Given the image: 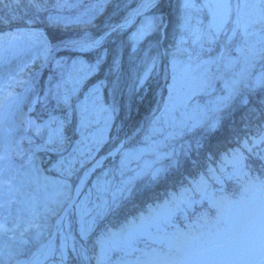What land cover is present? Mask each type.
<instances>
[{
    "label": "trees",
    "instance_id": "16d2710c",
    "mask_svg": "<svg viewBox=\"0 0 264 264\" xmlns=\"http://www.w3.org/2000/svg\"><path fill=\"white\" fill-rule=\"evenodd\" d=\"M145 1L101 0L99 5L102 8L100 11H95L97 14L95 19L89 15H80L79 19L72 17L73 15L66 17L74 18L71 21H78L74 23L78 24L75 27L82 24H98L94 29L96 33L91 36V39H96L107 30L124 23L134 14L135 9L143 6ZM182 1L175 0L173 3L171 0H160L158 5L144 18L139 19L131 29L109 36L102 47L92 52L63 51L59 53L50 68L45 69L36 77V81L40 83L36 82L38 86L36 90L39 89L43 100L45 98L41 104H45L46 100L49 103L46 112L62 117L76 114L77 119L80 120L82 118L79 106L82 105L86 111L88 110L87 113L100 114V122H105V125H107L108 119L111 121V139L115 143L123 138L124 132L130 126H132V130L128 133L132 132L133 134L138 131L134 129L133 123L144 125L143 129L120 152L116 162L111 165L112 167L99 174L101 181L109 179L113 181L112 184L116 182V187H113L112 191L114 195H105L104 198L89 202L84 208L81 207V201L85 196L86 200L98 196L97 176H95L90 180L76 204L74 218L69 216L66 220L69 230L64 229L63 231L64 235L68 231L70 238L71 230H75L76 235L80 232L83 215H86V210L89 208L90 218L85 219L84 222L92 224L95 221V223L90 235L83 242L81 241L87 244L89 249L92 248V244L105 228L122 223L125 216L130 218V214L139 215L146 212L150 204H154L153 206L162 205L168 197L179 194L183 188L170 181L171 176L175 173L188 172L180 177L184 181L190 179L197 181V178L201 179V177L206 179L209 177L208 170L214 169L215 166L217 169L221 160L229 157L233 150L244 152L246 155L244 163L248 168L255 169L258 166L254 155L243 148V142L247 140L251 146V141L256 139L258 132L264 131V87L257 86L255 83L261 75H264L263 64L256 70V64L252 59L247 61L242 59L235 64L238 66L236 78H239L235 91L231 90L225 79L219 80L213 90L207 88L201 92L202 95L196 103V108L194 105L186 107L182 104L173 107L169 104L168 85L171 79L163 84L162 74L166 66V59L171 58L170 55H165V51L172 52L182 34L180 29ZM51 20L58 21L57 18ZM161 20L163 24L160 27H155ZM166 22L168 25L165 31L166 36L163 39L162 31ZM142 27L144 33L139 35V30ZM79 35L81 36V34ZM141 35H144L143 38L140 37ZM55 38L57 39L56 45L61 48L69 43L66 39H59L56 36ZM86 39L89 38H83V41ZM206 55L207 53L204 54V56ZM153 61H155L154 67L152 66ZM56 65H58L57 68ZM52 66L55 67L52 68ZM160 89H162L161 93ZM53 93H58L61 100L58 101L52 95ZM63 97H67L66 103L62 102ZM209 106H211L209 109L211 119L204 121L202 118H205V107ZM216 106L218 110L212 111V107ZM36 110H39V107ZM154 110L155 113L152 114ZM218 111L220 113L215 117ZM38 114L40 111H36L34 116H38ZM194 115L198 117L189 122V117ZM179 117H182V120H179V127L176 128L177 130L180 128L176 137L173 136L174 132H169L173 142L168 147L159 148L158 138L152 137V133L158 132V128L165 126V123H173ZM104 119L105 121H103ZM183 121L187 123L185 127L180 126L185 124ZM107 136L109 137V135ZM182 143L187 145L184 150ZM106 149L111 150L107 146ZM98 150L97 154L86 160V163L79 156L75 158V155L71 156L72 151L58 155L54 159L50 157L51 160L45 161L47 166H45L44 173L51 182L60 185L61 191H64L69 197L66 199L65 207L72 198L73 187L78 182L82 171L104 152L102 149ZM178 151L181 153L178 154ZM144 154L146 155L144 160L150 162L149 167L147 164L140 163L130 171L123 169L126 168L125 162L128 157L136 159L140 157V160H143ZM66 155L69 157H64ZM39 157L41 158V156ZM77 158L78 160H76ZM162 159H165V162H160ZM81 160H83V167L78 171V177L73 180L70 177L74 170L72 166L76 165V162L80 163ZM152 162H156L154 166ZM163 163L171 164L165 174L155 175L156 178L149 175V173H156L157 168H160ZM121 169L126 173V176L116 178ZM130 192L131 199L125 196V199L121 201L122 207L118 209L119 206L114 204L116 200L113 197ZM93 194L94 196H92ZM52 207L58 208L55 205ZM63 209H58V215ZM47 232L49 231L47 230ZM64 235L60 238L58 236L57 239L60 241ZM78 238L80 239V236ZM70 239L75 244L72 237ZM13 246H16V252L17 246L22 248V245L15 244ZM26 253L27 251L23 254L14 253L16 255L12 254L11 259L16 260L24 257ZM56 260L60 261V259Z\"/></svg>",
    "mask_w": 264,
    "mask_h": 264
},
{
    "label": "snow or ice",
    "instance_id": "6c2138e0",
    "mask_svg": "<svg viewBox=\"0 0 264 264\" xmlns=\"http://www.w3.org/2000/svg\"><path fill=\"white\" fill-rule=\"evenodd\" d=\"M29 2L38 11L43 7L38 0ZM149 3L154 5L155 0ZM181 7L182 34L174 50L165 51L166 56H171L168 91L169 104L173 107L212 87L216 78L213 65L217 69L221 65L228 68L242 59L264 58V0H201L200 3L183 0ZM162 24L161 20L155 27ZM100 44V40L71 41L66 46L85 51ZM213 51L215 55L203 59L205 53ZM236 83L235 80L230 83L232 91ZM255 83L264 87V75ZM52 95L61 100L58 93ZM9 96L10 93L0 95V108L9 106ZM62 102L66 103L67 97ZM22 124L37 133L40 131V126L30 120ZM261 145H264V131L258 132L251 146L249 141L243 142V148L257 158L255 169L245 165L242 151L233 150L220 169L208 170L211 184L201 177L189 182L179 194L168 197L162 205H156L155 210L130 214L131 218L125 216L122 223L105 228L91 249L85 243L79 249L74 244L71 254L76 264H93V261L114 264L112 257L117 255L116 264H264V148ZM7 161V155L0 154V264H9L12 244L29 243L25 237L30 230L42 228L41 221L47 214L55 213L52 205L63 209L66 204V193L55 182L51 191L45 185L44 190L37 188L23 193L27 199L22 198V185L16 182L15 170ZM158 174L159 170L149 173ZM197 205L202 207L198 209ZM181 218L183 222L178 223ZM94 223L82 224V242L92 232ZM142 241L148 246L140 247ZM41 255L47 259L54 255V250H42ZM64 255L61 253L59 264H65Z\"/></svg>",
    "mask_w": 264,
    "mask_h": 264
},
{
    "label": "rangeland",
    "instance_id": "374dc122",
    "mask_svg": "<svg viewBox=\"0 0 264 264\" xmlns=\"http://www.w3.org/2000/svg\"><path fill=\"white\" fill-rule=\"evenodd\" d=\"M100 1L101 0H85V1L84 0H38V2L43 5L42 9L38 11L35 7L31 6L29 0H0V33H6L11 30H13L12 32H15L17 30H21L24 28L28 29L30 27H33L34 29H36L35 27H42L45 31L44 33L45 35L43 36L47 42L46 49H44L42 53H39L33 56L24 65V69L22 73V76H23L22 80L21 81L20 80L10 81L9 87H8V90L10 92L12 91L13 94L17 95L19 98H22L23 101L20 104V107L17 109L16 113L14 114V121L11 127L12 132L4 134L6 138L8 139L7 140L8 145L6 147L4 146L0 147V154L7 155L11 166L15 170V180L17 183L22 185V198L27 199L26 196H23V193H31L33 189L39 188L41 190H44L45 185H47V190L49 191H51L54 188L55 185L50 181V178L47 177L46 173H44L45 166H47L45 161L51 160L50 157L54 159L58 155L65 154L68 151H72L71 156L75 155L74 158L76 156H79V158L83 159L84 163H86L87 159L97 154V152L99 151L98 149H102L104 151L99 156V157H102L111 151V150H107L106 146L111 149L112 148L114 149L121 143H123L124 146H126L132 140V138H134L144 127L143 124L139 125L138 123L137 125L133 123L134 129H137V130L139 129V130L135 131V133L133 134L132 132L128 133L130 130H132V126H130L127 129V131L124 132L122 136L123 138L118 143L117 142L115 143L111 139L112 131L110 129L111 121L109 119H108L107 125H105V122L103 123L100 122L101 120L100 114L91 115L87 113L88 110L86 111L82 105L79 106L80 117L82 118L80 120L77 119L76 114L71 115V116L65 115L62 117L61 115H57V114L55 115V114L46 112V109L49 107V103L46 100L45 104H41L45 100V98L43 100L42 94L39 91V89H37L38 92L36 90V88H38V86L36 85V82L37 84H40L38 83V81H36V77L45 71V69H42V67L48 60L51 53L61 48V46L56 45L57 39L55 38V36L57 38L59 37V39H63V40L66 39L69 42L78 41V40L83 41V38H86V37L89 39H86L83 42H90V41L96 40V39H91L92 38L91 36L96 33L94 32L95 31L94 29L97 27L98 24H94V23H90L88 25L82 24V25L75 27L78 24H74V23L78 21L72 20L73 21L72 22L71 19H74V18L79 19L80 15H84V16L89 15L95 19L97 16L95 11L96 10L100 11L102 8L100 7L101 5H99ZM171 1L175 3L174 2L175 0H171ZM196 2L200 3L201 0H196ZM150 5L152 4L149 3V0H146L145 2H143V6H141V8L138 7L133 12L136 13ZM71 15H73L72 17L74 18L71 17L70 19H68L66 17V16H71ZM56 18L58 19L57 22H54L53 20H51V19L56 20ZM201 19H203V17H201ZM80 23H83V22H80ZM193 23H195V20H193ZM50 28H52L53 30ZM140 29L141 30H139V35L141 34V32L142 34L144 33L143 27ZM79 34H81V36ZM162 34H164L165 36V32ZM143 36L144 35H141L140 37L143 38ZM1 51L2 49L0 48V54H1ZM215 54H216L215 51L211 53H207L206 56H203V59H207L208 55H215ZM232 55L235 56L236 53L233 52ZM250 59H252V61L255 62L256 70L262 64L264 65V59L259 56L255 58H250ZM169 60H171V58L166 59V66L164 67V72L162 74L163 84L165 82L167 83L171 79V76H170L171 67H170V64L168 63ZM1 61H5V60L0 55V63H2ZM52 63L50 65H52ZM54 67L52 66V68ZM57 67L58 65H56V68ZM80 72L78 73V75L80 74ZM212 72L215 74V77H216L213 80L212 87H210L212 90L214 89L216 83L219 80L225 79L226 83L230 85V83L233 80L238 81L239 79V78H236L238 74V66L236 65L228 67V68H225L223 65H221L219 69H217V66L213 65ZM29 77L32 78L33 85L30 86V88L27 90L26 88L29 85L28 83ZM161 91L162 89H160V93ZM202 91L203 90H200L197 93H195L193 97L191 98V100L188 101L187 103H184L183 106L189 107L191 105H194V107L196 108V103L198 99H200L202 95L201 94ZM2 94L4 95L5 93H2ZM205 94L208 95V93H205ZM24 95L25 97H23ZM159 103H160V100H159ZM38 107H39V110H36L38 109ZM210 108L211 106L205 107V118H202L204 119V121L211 119V115L209 117V114L211 113V111L209 110ZM215 110L216 111L218 110L217 106L212 107V111H215ZM36 111H40V114H38V116H34ZM154 113H155V110L152 114ZM219 113L220 111H218V113L215 114V117ZM197 117L198 116L194 115L193 117H189L188 120L189 122H191L193 119H196ZM199 118L201 119V117ZM26 120H30L34 122L35 124L39 125L40 126L39 133L35 132L32 129L27 128L25 124H22V121H26ZM179 120H182V117L175 119L173 123H165V126L158 128V132L155 131L152 133L151 135L152 137L158 138V140L157 139L156 140L160 144L159 148L161 147L163 149L165 147H168V145H170L171 142H173L171 141L169 132L170 131L174 132L173 136L176 137L177 132L180 130V128L178 130L176 129L177 127H179L178 125ZM103 121H105V119ZM186 125L187 123L185 122V124L183 123L180 126L185 127ZM7 129L8 128L6 125L5 132H8ZM175 130L177 131L175 132ZM107 135H109V137ZM29 137L31 138L30 140H29ZM182 147H183L182 149L184 150V148H186L187 145H183L182 143ZM261 147L264 148V145H261ZM139 148L141 149V146ZM177 153L179 154L181 152L178 151ZM243 155H244V152H243ZM39 156H41V158ZM152 156H153V153H152ZM244 156L246 157V155ZM64 157H69V156L66 155ZM117 157L114 156L112 158L107 159L106 162L103 164V166L99 168L97 172L93 175L92 178L97 176L96 184L98 183V186H97L98 196L97 198H94V197H90L89 195L90 198H88V200H86V196H85L84 199L81 201L82 202L81 207L84 208L87 203L96 201L97 199H102L104 198L105 195H108V196L114 195L112 191L114 190L113 187H116L115 186L116 182L112 184L113 181L109 179H104L101 181L99 180V177L101 176L99 174H101V172L107 171V169L112 167L111 165L114 162H116ZM253 157L257 161L256 156L254 155ZM144 159H146L145 154L143 155V160H140V157L136 159L130 156L127 158V162H125L126 168H123V169L125 171H130L132 170V168H135L140 163L147 164L149 167L150 162ZM225 159L221 160V163L219 164V166H217V170L221 168ZM76 160H78V158ZM83 160H81L80 163L76 162V165L72 166L74 167V170H73V174L70 176L71 179L74 180L78 177L79 175L78 171L83 167V164H82ZM164 160L165 159H162L160 160V162ZM156 162H152L153 166L155 165ZM61 163L64 164L63 162ZM170 166L171 164L163 163L160 166V168H157V170H159L158 175L162 176L163 174H165ZM251 166L252 164L250 165V167ZM123 169L118 171L116 178L120 176H126V173L123 171ZM214 169H216V166L214 167ZM86 170L87 168L82 171V173L79 176V180L81 176L83 175L84 171ZM228 170H230V167ZM187 173H185V171L175 173L173 176H171L170 181L177 183L180 188L184 189L189 186V182H195L193 179H190L189 181L181 180L180 177ZM217 174H219V172H217ZM154 178H156V176H154ZM197 179L200 180L199 178ZM79 180L76 183L75 187H73V194L75 193L76 186L79 183ZM206 180H208L210 184L212 183L210 177H207ZM225 187H227V185H225ZM129 194H131V192L122 193L120 195L113 197L114 200H116L114 204L115 205L118 204L119 206L118 209L122 207L121 201L125 199L124 198L125 196L131 199ZM173 195H176V194H173ZM92 196H94V194ZM68 198L69 197L66 195V199ZM153 205L154 204H150L147 207V209L153 208ZM201 207L202 206L197 205V208H201ZM58 209L59 207L55 208V213L47 214L46 219L44 221H41V223L43 224L42 228L30 230V232L25 237L26 239H29V243L22 245V248L17 246L18 253L23 254L27 251L26 256H24L23 258H29L28 256H30L34 250H37L41 245H44V243H47L50 240L49 237L52 235L56 227V221L59 218ZM88 210L89 208H87L86 210V213L88 214H86L85 216L83 215L84 219H82V216H81L83 223L85 219L90 218ZM69 215L71 218H73L75 213L72 211ZM55 217L56 219L53 220V218ZM66 220L63 223L64 225L58 234L59 238L62 235H64V231H63L64 229L69 230L68 222H66ZM47 230L49 232H47ZM37 232L40 233L39 236L36 235ZM72 235H73V230H71L70 232V238L72 237ZM77 235L80 236V232H78ZM58 236L53 240L51 244L47 243V246L49 247V249L54 250V255L50 256L47 259L44 256H40L33 261H39L41 262V264H59V262L56 259H61V253H64L65 254L64 260H66L65 261L66 264H68V262H76V258L74 254H71V249L74 244L69 238L68 231L66 235H64L60 241L57 239ZM15 244L20 245L18 243H15ZM15 244H12V247L10 249L11 256L12 254L17 253L16 246H13ZM75 246L78 249L81 247L79 244H76V243H75ZM140 247H142V245H140ZM117 256H113L112 257L113 260ZM5 259L8 260V257H5ZM32 262H25L23 264H32ZM13 263H14V260L10 259L9 264H13ZM93 264H95V261H93Z\"/></svg>",
    "mask_w": 264,
    "mask_h": 264
},
{
    "label": "bare ground",
    "instance_id": "6f19581e",
    "mask_svg": "<svg viewBox=\"0 0 264 264\" xmlns=\"http://www.w3.org/2000/svg\"><path fill=\"white\" fill-rule=\"evenodd\" d=\"M46 46V39L40 31L19 30L0 34V48L2 49L0 55L5 60L0 63V95H3L2 93H10L9 106L7 108H0V126L5 125L2 129L0 128V147H6L8 145V139L4 134L12 132L11 127L14 121V114L23 101L22 98H19L17 95L13 94L12 91L10 92L8 90L9 82L16 80L21 81L26 62L33 56L42 53L43 50L46 49ZM6 125L8 132H5ZM117 147L112 150L113 153L116 151ZM105 159V157L100 158L92 168H89L83 173L76 188V197L79 196L95 169L103 165ZM7 162L10 163L9 160ZM56 226L57 228L61 226V220Z\"/></svg>",
    "mask_w": 264,
    "mask_h": 264
},
{
    "label": "water",
    "instance_id": "95a60500",
    "mask_svg": "<svg viewBox=\"0 0 264 264\" xmlns=\"http://www.w3.org/2000/svg\"><path fill=\"white\" fill-rule=\"evenodd\" d=\"M157 2H158V0H156L155 4L149 6L145 11H141V12L135 14L134 16H132V17L127 21V23L124 24V27H122V28H121V27H116V28H115V29H116L115 31H113L112 29L109 30V31H107L104 35H102V36L98 39V40L101 41V44H100L99 46H101V45L104 43V41H105V39L107 38L108 35H110V34L116 32V31L119 30V29H128V28H130V27H131V26L137 21L138 18H141V17L145 16V15L150 11V9H152V8L156 5ZM90 43H91V42H90ZM99 46H97V47H99ZM97 47H95V48H97ZM92 49H93V48H92ZM88 50H89V49H88ZM56 55H57V53H54L52 56H50L47 65H49V62H50L52 59H54V58L56 57ZM44 248H45V247H44ZM42 249H43V248H41L39 251H37V253H39L40 251H42Z\"/></svg>",
    "mask_w": 264,
    "mask_h": 264
}]
</instances>
